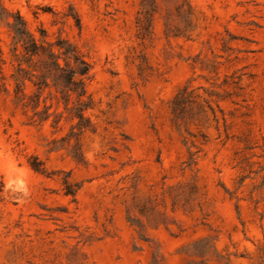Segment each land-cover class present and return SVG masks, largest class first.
<instances>
[{
    "label": "rangeland",
    "instance_id": "rangeland-1",
    "mask_svg": "<svg viewBox=\"0 0 264 264\" xmlns=\"http://www.w3.org/2000/svg\"><path fill=\"white\" fill-rule=\"evenodd\" d=\"M0 5L92 67L89 128L31 124L0 21V264H264V0Z\"/></svg>",
    "mask_w": 264,
    "mask_h": 264
},
{
    "label": "trees",
    "instance_id": "trees-1",
    "mask_svg": "<svg viewBox=\"0 0 264 264\" xmlns=\"http://www.w3.org/2000/svg\"><path fill=\"white\" fill-rule=\"evenodd\" d=\"M0 21H6L11 34L13 103L29 116L31 124L53 118V127L57 128L66 120L73 123L71 135L76 136L89 128L87 112L92 98L87 85L92 78V67L84 55L67 39L59 37L56 42H49L43 29L37 37L19 12L9 13L2 5ZM2 55L0 45V60L6 63Z\"/></svg>",
    "mask_w": 264,
    "mask_h": 264
}]
</instances>
